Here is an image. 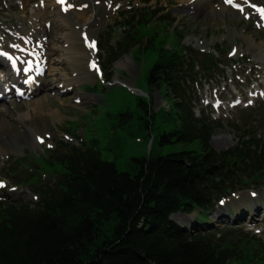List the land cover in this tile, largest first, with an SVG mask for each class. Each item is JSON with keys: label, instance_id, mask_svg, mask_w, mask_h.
Listing matches in <instances>:
<instances>
[{"label": "rangeland", "instance_id": "374dc122", "mask_svg": "<svg viewBox=\"0 0 264 264\" xmlns=\"http://www.w3.org/2000/svg\"><path fill=\"white\" fill-rule=\"evenodd\" d=\"M185 1L67 0L59 14L51 7L52 0H0V51L14 50L18 37L30 36L37 29L51 48H59L46 61L37 93L0 103V182L3 184L0 198L35 201L37 194L26 184H14L8 173L14 170L15 175L36 174V169H41L37 166L38 158L49 156L47 151L60 149L62 140L76 145L96 140L102 159L114 162L123 171L130 170L133 158L167 155L190 148L178 143H159L160 136L173 129L170 113L177 100L168 94L166 85L152 88L148 84V74L157 61L162 41L167 42L166 49L180 44L181 48L215 55L220 70L212 74L200 71L190 87L196 115L214 122L210 140L213 149L229 150L243 136L264 141L261 15L249 7L245 11L229 7L225 11V0H212L203 7L196 4L197 0H191L190 4ZM250 2L264 7V0ZM39 8H42L40 13ZM152 11L153 20L140 26L137 21L149 18ZM36 15L38 26L34 27ZM64 21L74 32L67 36L69 44H63L60 38L66 33ZM136 31L143 37L142 44L122 54L105 69L104 63L112 52L110 47H117L125 36ZM33 38V43L39 46L37 38ZM149 38H154L156 51L145 47ZM3 40L11 48H3ZM92 42L94 48L89 47ZM14 51L26 54L28 49L19 47ZM86 52L88 57L84 55ZM92 60L101 64L103 77L87 71ZM5 67L0 66L2 80L7 76ZM59 72L69 80L68 86L62 87L66 83L62 82L64 79L61 81ZM45 95L47 98L37 105ZM141 101L151 105L155 113L152 118L138 106ZM128 113L132 117L122 116ZM5 125L10 127L3 130ZM197 214L200 220L210 221L218 233L240 229L231 232L228 238L239 240L242 234H247L264 243V186L228 195L225 205L217 202L209 217L207 213L195 212L190 216L179 213L174 219L187 225Z\"/></svg>", "mask_w": 264, "mask_h": 264}, {"label": "trees", "instance_id": "16d2710c", "mask_svg": "<svg viewBox=\"0 0 264 264\" xmlns=\"http://www.w3.org/2000/svg\"><path fill=\"white\" fill-rule=\"evenodd\" d=\"M154 15L137 23L149 25ZM125 37L110 47L105 69L143 41L138 31ZM153 39L145 47L156 51ZM166 46L162 41L148 74L152 88L166 85L177 99L173 129L159 143L190 148L133 158L123 171L102 159L96 140H62L60 149L38 158L36 174L10 170L14 184H26L37 197L28 203L0 198V264H264L259 239L227 237L239 228L218 233L198 214L191 226L171 218L209 217L228 195L264 186V141L243 136L229 150L213 149L214 122L196 115L190 87L200 71L220 70L215 55ZM138 106L155 115L150 104Z\"/></svg>", "mask_w": 264, "mask_h": 264}, {"label": "bare ground", "instance_id": "6f19581e", "mask_svg": "<svg viewBox=\"0 0 264 264\" xmlns=\"http://www.w3.org/2000/svg\"><path fill=\"white\" fill-rule=\"evenodd\" d=\"M27 1V0H26ZM212 0H197V2H196V4L199 6V7H203V6H205L207 3H209V2H211ZM226 2H227V5H224L223 6V9L225 10V11H227L228 9H229V7L230 8H235V6H238V5H242L243 6V8H244V10L245 9H247V4L245 3V2H240V0H231V3H229L228 2V0H225ZM184 3H186V4H190L191 3V0H187V1H185ZM63 6V4H59L58 2H57V0H52V4H51V7L52 8H54V9H56L57 11H59V14H61L60 12H61V9L63 8L62 7ZM260 9H264V7L263 6H261L260 7ZM39 13L40 12H42V8H39V11H38ZM37 18H38V16L36 15L35 16V21H33V24H34V27H36V26H38L37 25ZM61 18V17H60ZM64 23H65V25H63V27H65V29H66V33H63L62 34V36L60 37L61 38V40H63V44H65V43H67V44H69L68 43V41H69V39H68V35H73V31H71L70 30V26H68V23H67V21H64ZM68 31H70V33L68 32ZM39 29H37V31H33V33L32 34H30V36H21V37H18V39L16 40V43L18 44V45H16L15 47V49H18L19 47L20 48H26V49H28V52L29 51H31V52H33V53H37V52H39L40 50L41 51H46V53L43 55L42 54V52L40 51V55H41V57H42V59L44 60V61H47L49 58H50V56L52 55V53H58L59 52V48L58 47H50V42L49 41H46V39H42L40 36H39ZM42 32V31H41ZM18 35H21V34H18ZM33 37H35V38H37V42H39V46H37L35 43H33L34 42V38ZM12 42V41H11ZM88 43H89V41H88ZM1 45H2V47L3 48H11V46H10V43L7 41V40H3V41H1ZM72 48V47H71ZM14 49V50H15ZM14 50H9V49H5L4 51H7V52H10V53H12V54H16V55H20V53H19V51L17 52V51H14ZM53 54V55H54ZM85 55V57H88L89 56V53H85L84 54ZM21 56V55H20ZM22 56H24L25 58H28L29 56L27 55H23L22 54ZM66 58V57H65ZM90 62V61H89ZM89 62H88V64H89ZM0 66L1 67H4V66H6L5 68H7V66H8V64H6V62L4 61V59H3V56L2 55H0ZM22 71H23V69H22ZM89 73H92L91 71V69H88L87 70ZM33 73V72H32ZM95 73V72H94ZM93 73V74H94ZM96 74V73H95ZM59 75H60V79H61V81L62 82H64V83H66V82H68L69 80L68 79H66L60 72H59ZM27 77L28 76H25V75H23L22 74V72L19 74V76H17L16 78H15V80H13V81H6V83H5V85L7 84V86L8 87H11L12 88V86H14V87H17V88H20L21 90H24L25 92H24V95L23 96H26V95H28V92H29V89H31V87H28L27 86V84L25 83V80L27 79ZM39 80H41V78H34L33 79V82H32V84L34 85V87H33V94H35V93H37L39 90V88L41 87V83H39ZM1 81H0V90H1V88L4 86V85H1ZM54 83H56V81H55V79H53V84ZM48 85V84H47ZM70 85V84H69ZM65 86H68V84L66 83L65 85H63L62 87H65ZM12 96L13 97H15L16 96V94L14 93V91H13V93H12ZM47 98V96L45 95L44 97H42V99L41 98H39L38 100H40L38 103H37V105L39 104V103H41V101L43 100V99H46ZM37 100V101H38ZM13 106H15L16 107V104H14ZM33 111L35 112V114L37 115V108L36 107H34L33 108ZM10 127V125H5L2 129L3 130H7L8 128ZM211 143H212V145L213 146H216L217 147V145L213 142V141H211Z\"/></svg>", "mask_w": 264, "mask_h": 264}, {"label": "snow or ice", "instance_id": "6c2138e0", "mask_svg": "<svg viewBox=\"0 0 264 264\" xmlns=\"http://www.w3.org/2000/svg\"><path fill=\"white\" fill-rule=\"evenodd\" d=\"M60 2H61V3H64L65 0H60ZM228 2L231 3V0H228ZM259 11H260L261 16L264 17V9H260ZM86 39H87V38H86ZM89 47L94 48V47H95V42H92V44H90ZM93 67L95 68L96 66L93 65ZM41 142H43V141H41ZM0 187H3L2 182H0ZM221 203H223V201H222Z\"/></svg>", "mask_w": 264, "mask_h": 264}]
</instances>
